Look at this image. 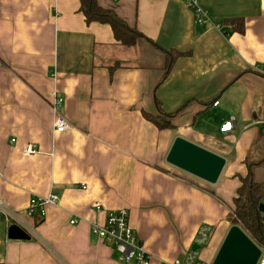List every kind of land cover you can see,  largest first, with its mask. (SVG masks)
Returning a JSON list of instances; mask_svg holds the SVG:
<instances>
[{
    "label": "crops",
    "instance_id": "obj_1",
    "mask_svg": "<svg viewBox=\"0 0 264 264\" xmlns=\"http://www.w3.org/2000/svg\"><path fill=\"white\" fill-rule=\"evenodd\" d=\"M98 2L144 37L119 43L108 23L87 22L80 0H0V198L25 214L33 196H59L38 225L26 217L37 238L9 239L0 218V257L131 264L91 231L127 208L151 264L182 258L204 223L214 229L200 255L213 261L249 163L264 181V0H198L220 29L184 0ZM238 17L244 33L223 22ZM170 49L185 53L167 72ZM53 91L72 124L64 132L53 127ZM159 107L177 112L175 128L145 118ZM177 136L226 158L216 183L167 162ZM27 144L38 152L25 154Z\"/></svg>",
    "mask_w": 264,
    "mask_h": 264
},
{
    "label": "built area",
    "instance_id": "obj_2",
    "mask_svg": "<svg viewBox=\"0 0 264 264\" xmlns=\"http://www.w3.org/2000/svg\"><path fill=\"white\" fill-rule=\"evenodd\" d=\"M186 5L195 13L197 22L201 24L211 23L217 26L219 29L222 27L219 23L212 21L207 15L204 8H202L198 0H184ZM64 103L63 96L59 95L56 91L52 92L51 106L54 113L53 127L57 132L67 131L72 127L68 118L60 111V107ZM218 102L216 101L215 104ZM232 120L226 121L221 130L225 131L231 129ZM263 123L264 120L257 121ZM15 141L13 138L11 142ZM38 150L34 144H27L24 153L31 155L37 153ZM59 196L55 193H51L48 196H33L26 208L25 214H22L18 210H15L8 206L0 198V218L3 219L6 224V228L13 223H16L23 227L29 234L36 236V232L33 228L34 222H30L28 218H34L36 213L42 212L43 208L47 204H55L58 202ZM98 211L102 210L101 205H97ZM234 214V212H232ZM74 222V221H72ZM213 225L204 223L199 226L194 239L193 245H197L198 248L193 249L191 247L185 253L183 259L176 258L171 262H162V264H213L212 262L205 261L201 258L199 250L205 246L210 239L213 232ZM91 231L102 240H105L112 244L114 248L120 253L121 257L131 264H151L152 255L146 249L143 241L138 236L135 228L131 225L129 210L127 208H121L117 210H109L103 223H94L91 225ZM261 254L257 261V264H264V248L261 247ZM0 264H8L4 259L0 257Z\"/></svg>",
    "mask_w": 264,
    "mask_h": 264
},
{
    "label": "trees",
    "instance_id": "obj_3",
    "mask_svg": "<svg viewBox=\"0 0 264 264\" xmlns=\"http://www.w3.org/2000/svg\"><path fill=\"white\" fill-rule=\"evenodd\" d=\"M80 8L83 11L87 22L98 21L108 23L114 33L115 39L124 45H135L142 37L136 27L120 17L118 13L111 9L101 6L98 0H80ZM224 23L233 26V32L244 33L246 30L245 19L243 17L227 18ZM229 34H232V31ZM227 33V32H226ZM166 58V71L168 72L175 60L180 57L183 51L178 49L162 50ZM116 67V64H114ZM144 116L151 121L157 128L172 129L175 128L174 118L177 112L167 113L162 107H159L157 113L144 111ZM241 184L237 188L236 195L233 198L232 212L228 216L233 224H239L251 239L264 248V217L260 210V205L264 203V181L256 180L254 177L253 166L249 163V170L245 176H240ZM38 213L35 215L36 225H38L43 216Z\"/></svg>",
    "mask_w": 264,
    "mask_h": 264
},
{
    "label": "water",
    "instance_id": "obj_4",
    "mask_svg": "<svg viewBox=\"0 0 264 264\" xmlns=\"http://www.w3.org/2000/svg\"><path fill=\"white\" fill-rule=\"evenodd\" d=\"M169 164L193 174L209 183H216L226 165V158L182 136H177L166 156ZM264 217V203L260 205ZM7 236L14 240H30L32 235L13 223L7 227ZM198 248L197 245L192 246ZM260 245L239 224L229 228L213 264H257Z\"/></svg>",
    "mask_w": 264,
    "mask_h": 264
},
{
    "label": "rangeland",
    "instance_id": "obj_5",
    "mask_svg": "<svg viewBox=\"0 0 264 264\" xmlns=\"http://www.w3.org/2000/svg\"><path fill=\"white\" fill-rule=\"evenodd\" d=\"M163 58L165 59V55H163ZM235 214V213H234ZM3 220V219H2ZM202 250V248H200V250H199V253H200V251ZM185 256V255H184ZM184 256L182 257V258H180V259H183L184 258ZM201 256V255H200ZM202 258V257H201ZM203 259V258H202ZM210 262H212V261H210Z\"/></svg>",
    "mask_w": 264,
    "mask_h": 264
}]
</instances>
